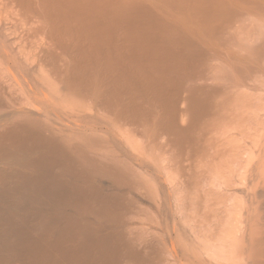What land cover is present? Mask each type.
<instances>
[{"label":"bare ground","instance_id":"bare-ground-1","mask_svg":"<svg viewBox=\"0 0 264 264\" xmlns=\"http://www.w3.org/2000/svg\"><path fill=\"white\" fill-rule=\"evenodd\" d=\"M0 264H264V0H0Z\"/></svg>","mask_w":264,"mask_h":264}]
</instances>
